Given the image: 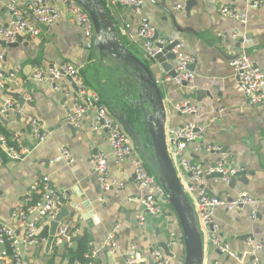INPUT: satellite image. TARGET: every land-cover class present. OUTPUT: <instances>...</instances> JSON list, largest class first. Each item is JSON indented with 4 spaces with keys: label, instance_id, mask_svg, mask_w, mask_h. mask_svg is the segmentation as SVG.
Segmentation results:
<instances>
[{
    "label": "crops",
    "instance_id": "obj_1",
    "mask_svg": "<svg viewBox=\"0 0 264 264\" xmlns=\"http://www.w3.org/2000/svg\"><path fill=\"white\" fill-rule=\"evenodd\" d=\"M112 1L103 0L121 42L149 65L171 110L166 131L190 120L203 126L202 139L197 142L199 146L213 144L225 149V152L201 149L190 152L191 149H188L186 157L204 169L210 168L211 162L218 163L222 157L225 166L243 169L244 179L241 181L240 175L233 187L219 180L204 178L205 187H210L216 196L224 198L244 191L257 201L253 205L245 204L231 210L215 209L212 220L218 228V236L237 257L219 252L204 236L203 264H249L251 258L246 253V238L256 242L264 239V102L260 105L247 101L230 60L245 53L254 64L263 67L264 0L259 7H252L245 0H195L189 13L184 9V0H142L139 14H135L131 6L115 5ZM4 2L0 6V28L10 27L12 21L6 6L12 0ZM14 3L32 21L22 0ZM179 4L182 8L175 9ZM224 6L235 7L244 22L224 14L221 11ZM141 22L153 26L161 40L173 38L182 42V51L194 56L191 70L195 77L192 83L176 84L172 77H164L159 65L145 59L141 40L136 36ZM38 28V38L20 35L21 39L12 45H3L1 42L4 39L0 34V52H4L3 70L13 73L19 83L0 85V110L4 101L11 99L41 123L48 133L42 142L34 144L29 127L18 115L0 114V132L8 137L12 132L18 133L24 139L23 144L30 149L23 158L11 159L0 143V225H8L22 236L17 228L16 208L32 197L30 186L34 180L46 175L49 184L66 195L64 206L68 215L62 220L72 221L78 228L75 235L86 231L91 238L90 244L96 254L95 260L92 259L89 264H126L120 252H111L103 247L109 233L114 235L122 252L132 243L136 246L135 258L139 264H151L149 251L152 246L159 247L160 242H165L171 247L173 233L178 247L170 264H182L181 229L169 202L160 198L163 212H147L139 203L144 191L136 184L133 164L130 161L115 163L107 133L100 128L101 120L97 115L99 105L110 109L102 88H107L105 75L98 74L92 49L84 47L80 29L66 21L64 13L51 26L39 25ZM175 62L170 61L173 68ZM52 63L79 66L87 96H93L95 101L90 105L82 104L78 92L66 77L60 80L31 78L35 67ZM262 92L264 95V86ZM16 93L23 103L14 97ZM184 99L193 102L198 112L186 115L175 111L173 104ZM77 103L82 104L84 111L74 125L68 123L66 117L73 113ZM131 141L135 155L141 157L147 170L152 172L132 138ZM59 147L70 151L71 162L60 157ZM146 150L149 152L148 147ZM97 153L106 157V180L120 182L122 188L113 186L104 190L98 183L92 163ZM252 210L257 212L256 219L250 217ZM48 223L45 221L38 225V234L43 240L20 245L21 264H49L52 259V264H66L62 256L65 248L60 247L63 244L56 246L53 240L48 251L45 249ZM44 226L47 233L43 235ZM74 245L73 239L71 247ZM1 250L0 263L10 264L5 258L7 247L4 246L3 252ZM258 256L264 264V244Z\"/></svg>",
    "mask_w": 264,
    "mask_h": 264
},
{
    "label": "built area",
    "instance_id": "obj_2",
    "mask_svg": "<svg viewBox=\"0 0 264 264\" xmlns=\"http://www.w3.org/2000/svg\"><path fill=\"white\" fill-rule=\"evenodd\" d=\"M15 1L7 3L12 21L10 27L0 28V34L6 44L14 43L18 35H23L30 38L39 37V25L51 26L61 19L62 13L65 14V19L72 25L78 27L82 33L83 44L86 50H91L93 46V25L82 7L75 0H22L26 10H28L32 21L28 20L21 10L15 7ZM185 1V0H184ZM263 0H245V3L252 7H259ZM4 0H0V6L4 4ZM113 4L131 6L135 14H139L142 7V0H113ZM175 9L182 8L179 4ZM221 11L232 18L239 19L240 13L235 7L224 6ZM127 27V25H126ZM155 33V28L146 22H141L137 30V38L141 40L140 47L145 55L153 57L161 51L152 38ZM235 36V35H233ZM132 37V36H130ZM224 38V36H220ZM175 39H157L156 42L162 45L172 43ZM183 43L177 41L171 49L175 55L174 72L175 76L171 79L176 84H190L193 82L195 73L188 69V65L195 61L194 56L186 54L182 51ZM4 52H0V85L6 82H12L18 85L13 73H5L3 70ZM230 66L234 71V75L239 79L243 89L254 104H262L264 95L262 88L264 86V64L260 67L252 62V60L242 53L230 60ZM64 77H69L78 89L80 102L84 105H90L95 101L93 96L88 97L86 87L80 76V67L71 63L49 64L43 67H35L31 73V78L35 80H60ZM82 104L77 103L73 113L68 114L66 121L70 124H77L78 116L84 111ZM173 109L181 114L192 115L198 112V107L189 99L181 100L173 104ZM13 113L29 127V131L33 137V143L42 142L47 136V131L44 126L39 123L34 117L25 113L16 102L11 99L4 101L0 114ZM97 115L101 120L100 128L107 133L108 143L115 158V163L130 161L134 166L136 184L142 190V196L139 197V203L142 207L151 214H160L163 208L159 199H165L168 202L167 196L158 183L155 175L150 173L145 167L141 157L135 155L134 146L131 138L125 131L122 130L121 124L111 115L109 109L103 105L97 107ZM96 130V128H93ZM203 126L197 125L193 121L187 120L180 125L173 126L166 131V144L170 157L176 169L179 181L189 198L194 212L197 217L198 226L207 238L210 245L216 248L219 252L228 254L236 258V254L230 250L228 244L222 242L218 236V228L213 224L212 217L217 207H222L226 210L234 209L238 206L249 204L253 205L257 201L246 192L241 191L234 197H219L209 195L203 187L204 176L217 171L222 174L220 178L214 181H222L226 185L229 184L232 176L243 172L240 167H227L223 164V157L218 162L215 169H204L197 163L189 160L186 157V150L190 152L205 150H220L218 146L198 145L197 142L202 139ZM0 143L5 154L11 159H21L29 153L30 149L25 146L24 139L16 132H12L9 137L0 132ZM59 155L66 162H71L72 157L70 151L66 147H59ZM93 168L97 175L98 183L104 190L115 186L117 189L122 188V183L117 181L109 182L106 180L107 160L105 155L97 153L92 158ZM32 197L28 198L21 206L16 208L17 228L23 233L22 236L16 234L15 230L8 225H0V244L7 247L6 259L10 264H21V244L36 243L44 238L38 234L39 221H49L54 218L60 207L64 206L66 195L63 192L55 190L50 184L46 175L36 178L30 186ZM257 212L252 210L250 213L251 219H256ZM78 232V228L74 226L70 219L61 220L54 236V244H64L67 248L72 245L73 236ZM173 239L170 246L177 245L175 236L172 233ZM245 244L248 246L247 254L251 260L249 264H262L258 256V251L263 247L264 239L256 242L250 237L246 238ZM103 247L111 252L118 251L124 257L126 264H139L135 258L136 246L132 243L126 251L122 252L115 237L109 233L104 240ZM96 251L91 247L85 254V257L91 260L95 257ZM151 264H170V258L158 246H152L149 251ZM89 262V263H90ZM0 264H4L1 262ZM75 264H78L76 262Z\"/></svg>",
    "mask_w": 264,
    "mask_h": 264
},
{
    "label": "water",
    "instance_id": "obj_3",
    "mask_svg": "<svg viewBox=\"0 0 264 264\" xmlns=\"http://www.w3.org/2000/svg\"><path fill=\"white\" fill-rule=\"evenodd\" d=\"M75 1L86 12L93 25L92 54L97 63L98 74L105 75L107 88L103 86L102 88L104 96L109 101V110L132 138L137 151L148 162L179 222L182 234V264H203L204 237L198 226L193 206L179 181L167 149L165 125L171 110L162 89L144 59L133 53L121 42L119 33L110 13L104 6L103 0ZM194 4L195 0L184 1L186 13H189ZM20 39L21 36L18 35L16 40L19 41ZM157 39L159 36L155 31L152 41L161 48V51L153 57L146 55L145 59L152 64L159 65L164 72V77L166 75L174 77L175 72L170 61L175 60V55L171 49L178 40L175 39L172 43L162 45L156 42ZM1 43L6 45L4 40ZM191 65H188L190 70ZM66 78L77 92L78 89L74 82L69 77ZM17 94H13L14 97L18 102L23 103V99ZM246 96L247 101L251 103L250 97ZM210 145L214 146L213 144ZM146 147L149 148V152H147ZM212 151L225 152V149L211 150L210 152ZM222 162L225 164V159ZM217 165L216 161L211 162L210 168L215 169ZM240 175H242L240 178L242 181L245 177L243 176L244 172L232 176L228 186L233 187ZM221 176V173L213 171L205 175L204 178L214 180ZM203 188L209 195H215L211 192L210 187ZM67 215L66 207L62 206L54 218L49 220L45 243L47 251L54 240L59 223ZM159 247L172 259L178 246L168 247L165 242H160ZM0 249L3 252L4 246L0 245Z\"/></svg>",
    "mask_w": 264,
    "mask_h": 264
},
{
    "label": "trees",
    "instance_id": "obj_4",
    "mask_svg": "<svg viewBox=\"0 0 264 264\" xmlns=\"http://www.w3.org/2000/svg\"><path fill=\"white\" fill-rule=\"evenodd\" d=\"M149 172L152 173L151 171ZM46 233H47V227L44 226L42 229V234L44 235ZM75 236H77V238ZM75 236H73L74 243H75L74 247L70 246L67 248L64 244L60 246V247H63V249L65 248L64 251H66L65 254L62 255L63 261H65L66 264H75L76 262H78V264H89L90 259L85 257V254L90 249L91 238L86 231H82L80 234L75 235ZM93 260H95V257H93ZM52 261L53 259L49 262V264H52Z\"/></svg>",
    "mask_w": 264,
    "mask_h": 264
},
{
    "label": "bare ground",
    "instance_id": "obj_5",
    "mask_svg": "<svg viewBox=\"0 0 264 264\" xmlns=\"http://www.w3.org/2000/svg\"><path fill=\"white\" fill-rule=\"evenodd\" d=\"M198 221V220H197ZM44 221H39V223H43Z\"/></svg>",
    "mask_w": 264,
    "mask_h": 264
},
{
    "label": "rangeland",
    "instance_id": "obj_6",
    "mask_svg": "<svg viewBox=\"0 0 264 264\" xmlns=\"http://www.w3.org/2000/svg\"><path fill=\"white\" fill-rule=\"evenodd\" d=\"M172 259H170V261H171Z\"/></svg>",
    "mask_w": 264,
    "mask_h": 264
}]
</instances>
